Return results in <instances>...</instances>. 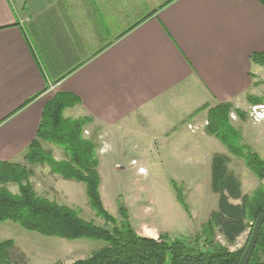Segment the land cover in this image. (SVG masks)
<instances>
[{"label":"crops","instance_id":"crops-1","mask_svg":"<svg viewBox=\"0 0 264 264\" xmlns=\"http://www.w3.org/2000/svg\"><path fill=\"white\" fill-rule=\"evenodd\" d=\"M256 52L259 0H0V160L23 161L56 93L79 98L65 113L90 117L103 144L159 137L192 155L174 115L192 121L218 104L244 112L258 96L264 104ZM237 115L236 125L264 128Z\"/></svg>","mask_w":264,"mask_h":264},{"label":"trees","instance_id":"trees-1","mask_svg":"<svg viewBox=\"0 0 264 264\" xmlns=\"http://www.w3.org/2000/svg\"><path fill=\"white\" fill-rule=\"evenodd\" d=\"M259 1L264 5V0ZM251 61L264 66V53H253ZM34 98L27 100L25 105ZM260 102L255 98L252 103ZM79 103V98L72 94H54L43 109L36 136L24 154V161L0 160V222L12 221L27 231L49 237L104 242L89 256L69 264H239L246 246L239 251H231L216 240V235L219 232L229 244H233L250 228L251 237L256 219L264 213V187L257 188L250 195L243 194L239 177L228 167L230 157L215 154L212 160V189L220 195L219 206L203 224L201 233L192 240L171 239L166 233L160 235V240L140 235L123 205L119 207L121 219L111 214L104 205L98 156L101 144L98 137L85 136L92 119L65 116L67 108ZM233 109L231 104L211 107L207 130L232 154L243 158L249 169L263 180L264 159L250 146L239 143L241 132L230 119ZM235 111L244 114L241 110ZM46 143L58 146L65 157L56 158ZM38 165H46L53 174L64 179L83 182L88 203L104 225L85 219L77 208L40 194L32 181L35 174L33 167ZM11 184L18 187L17 192L10 189ZM173 185L178 201L189 212L180 187L174 181ZM231 198L241 199L242 202L232 203ZM14 251L15 240L0 238V264H19L13 258ZM248 264H264V224Z\"/></svg>","mask_w":264,"mask_h":264},{"label":"rangeland","instance_id":"rangeland-1","mask_svg":"<svg viewBox=\"0 0 264 264\" xmlns=\"http://www.w3.org/2000/svg\"><path fill=\"white\" fill-rule=\"evenodd\" d=\"M257 90L264 96V84ZM258 97L262 102L263 97ZM255 104L257 103L245 107L244 112L248 118ZM232 106L234 109L230 113V119L241 132L242 138L239 143L250 144L251 148L264 159V147H262L264 128L252 125L249 121L236 125L233 116H238L235 110L240 109ZM176 115L173 119L180 127L181 144L194 148L196 151L192 155L183 150L178 153L174 144L172 146V143H166V140L159 137L126 136L117 140L118 145L112 141L115 139H107L103 144L104 138L99 135L97 138L101 144L98 151L99 172L102 178L101 195L105 207L111 214L121 219L119 207L123 205L129 212L130 221L136 232L157 240H160V235L165 233L171 239L192 240L196 234L201 233L203 224L207 222L212 212L217 210L220 195L212 189V160L215 154L222 153L230 157L228 167L242 181L243 194L250 195L257 188L264 187V179H259L243 158L232 154L225 144L208 132L207 111L198 113L197 119L192 121L186 114L183 117L180 114L177 117ZM65 116L69 117V112H66ZM188 119L196 130L195 134L187 127ZM93 129L94 126H90L87 133L85 131V136L94 137ZM204 136L206 143L202 145ZM151 140L160 148H147L148 145L143 141ZM46 144H48L47 148L53 150L56 158L65 157L58 146ZM123 146L126 147L122 148ZM33 168L35 174L32 181L40 194L60 204L77 208L85 219L104 225V221L95 214L88 203L86 186L83 182L55 175L46 165ZM173 181L180 187L189 206V212L178 201ZM10 189L14 192L18 191L16 185L11 184ZM235 202L241 204L242 201L238 199ZM250 230L248 228L233 244H229L219 232L216 240L231 251H239L247 246ZM0 238L15 240L16 251L13 252V258L19 264H69L89 256L104 245L103 241L95 239L70 240L44 236L27 231L12 221L0 222Z\"/></svg>","mask_w":264,"mask_h":264},{"label":"water","instance_id":"water-1","mask_svg":"<svg viewBox=\"0 0 264 264\" xmlns=\"http://www.w3.org/2000/svg\"><path fill=\"white\" fill-rule=\"evenodd\" d=\"M263 224H264V213L261 214L256 219V221L254 223V227L252 230L251 237H250L249 242H248V244H247V246L243 252V255L240 259L239 264H248L249 263L251 256L254 252V249L256 247V244H257V241H258L260 231H261Z\"/></svg>","mask_w":264,"mask_h":264},{"label":"built area","instance_id":"built-area-1","mask_svg":"<svg viewBox=\"0 0 264 264\" xmlns=\"http://www.w3.org/2000/svg\"><path fill=\"white\" fill-rule=\"evenodd\" d=\"M234 118H236V116H233ZM250 118L254 121V122H262L264 121V104H256L253 105L251 111H250ZM208 124V122H207ZM189 128H191V130H195L193 128L192 125H189ZM87 133V131H86Z\"/></svg>","mask_w":264,"mask_h":264}]
</instances>
